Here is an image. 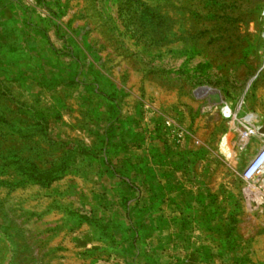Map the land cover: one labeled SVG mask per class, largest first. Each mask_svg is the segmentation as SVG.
<instances>
[{"label":"rangeland","instance_id":"obj_1","mask_svg":"<svg viewBox=\"0 0 264 264\" xmlns=\"http://www.w3.org/2000/svg\"><path fill=\"white\" fill-rule=\"evenodd\" d=\"M136 127L241 144L254 129L255 155L264 0H0V264H112L101 223L95 254L73 244L75 209L89 141Z\"/></svg>","mask_w":264,"mask_h":264},{"label":"crops","instance_id":"obj_2","mask_svg":"<svg viewBox=\"0 0 264 264\" xmlns=\"http://www.w3.org/2000/svg\"><path fill=\"white\" fill-rule=\"evenodd\" d=\"M158 136L136 127L89 141L98 152L84 168L86 208L75 210L87 221L73 223V244L93 250L101 223L98 254L112 264H264V213L239 197V168L254 151Z\"/></svg>","mask_w":264,"mask_h":264},{"label":"built area","instance_id":"obj_3","mask_svg":"<svg viewBox=\"0 0 264 264\" xmlns=\"http://www.w3.org/2000/svg\"><path fill=\"white\" fill-rule=\"evenodd\" d=\"M255 134L254 129H247L242 133L241 138L245 141L240 145L241 150L249 142L248 139ZM243 178L247 181L244 187L247 204L252 209L264 210V141L243 171Z\"/></svg>","mask_w":264,"mask_h":264}]
</instances>
